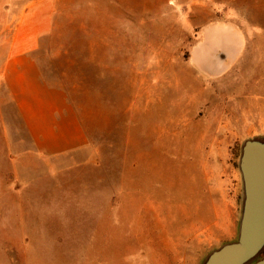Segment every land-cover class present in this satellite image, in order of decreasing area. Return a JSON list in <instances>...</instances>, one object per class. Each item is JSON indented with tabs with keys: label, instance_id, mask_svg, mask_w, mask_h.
<instances>
[{
	"label": "rangeland",
	"instance_id": "obj_1",
	"mask_svg": "<svg viewBox=\"0 0 264 264\" xmlns=\"http://www.w3.org/2000/svg\"><path fill=\"white\" fill-rule=\"evenodd\" d=\"M29 0H0V45ZM56 137L0 101V264H202L264 244V0H53ZM256 114V115H255ZM241 230V233H240Z\"/></svg>",
	"mask_w": 264,
	"mask_h": 264
},
{
	"label": "crops",
	"instance_id": "obj_2",
	"mask_svg": "<svg viewBox=\"0 0 264 264\" xmlns=\"http://www.w3.org/2000/svg\"><path fill=\"white\" fill-rule=\"evenodd\" d=\"M53 0H29L21 9L7 44L0 45V101L13 102L28 133L49 137L72 132L59 125L67 97L45 79L37 54L53 27Z\"/></svg>",
	"mask_w": 264,
	"mask_h": 264
},
{
	"label": "water",
	"instance_id": "obj_3",
	"mask_svg": "<svg viewBox=\"0 0 264 264\" xmlns=\"http://www.w3.org/2000/svg\"><path fill=\"white\" fill-rule=\"evenodd\" d=\"M260 151L264 153V135H257L243 141L239 169L245 191L251 192L252 186L254 185V157ZM260 183L264 185V178H261ZM250 234L251 237L244 239L243 244H240L239 240H233L214 249L204 258L202 264H264V244L261 246L262 250L258 261L251 262V260L246 261L245 259L248 253L251 252L250 243L254 235L252 233Z\"/></svg>",
	"mask_w": 264,
	"mask_h": 264
},
{
	"label": "bare ground",
	"instance_id": "obj_4",
	"mask_svg": "<svg viewBox=\"0 0 264 264\" xmlns=\"http://www.w3.org/2000/svg\"><path fill=\"white\" fill-rule=\"evenodd\" d=\"M256 115V114H255Z\"/></svg>",
	"mask_w": 264,
	"mask_h": 264
}]
</instances>
